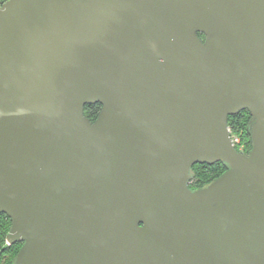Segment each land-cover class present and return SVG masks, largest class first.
<instances>
[{"label": "water", "instance_id": "95a60500", "mask_svg": "<svg viewBox=\"0 0 264 264\" xmlns=\"http://www.w3.org/2000/svg\"><path fill=\"white\" fill-rule=\"evenodd\" d=\"M0 215L13 264H264V0L5 2Z\"/></svg>", "mask_w": 264, "mask_h": 264}, {"label": "trees", "instance_id": "16d2710c", "mask_svg": "<svg viewBox=\"0 0 264 264\" xmlns=\"http://www.w3.org/2000/svg\"><path fill=\"white\" fill-rule=\"evenodd\" d=\"M101 111L100 105L86 106L85 115L91 121H95ZM251 123V115L248 111H243L237 115L229 117V129L232 137H239L246 147L244 153L247 154L252 149L251 135L249 125ZM227 170V167L222 163L215 165L193 167V179L190 187L197 189L211 183L215 179L221 177ZM12 221L6 215H0V264H13L14 260L20 251L22 244L8 246L6 238L11 229Z\"/></svg>", "mask_w": 264, "mask_h": 264}, {"label": "built area", "instance_id": "2783aa9c", "mask_svg": "<svg viewBox=\"0 0 264 264\" xmlns=\"http://www.w3.org/2000/svg\"><path fill=\"white\" fill-rule=\"evenodd\" d=\"M8 0H0V9L3 6V4L5 2H7ZM232 136V135H231ZM232 144L234 145V147L239 151L244 153L246 147L244 146V144L242 143L241 139L239 137H232Z\"/></svg>", "mask_w": 264, "mask_h": 264}, {"label": "flooded vegetation", "instance_id": "af4514ba", "mask_svg": "<svg viewBox=\"0 0 264 264\" xmlns=\"http://www.w3.org/2000/svg\"><path fill=\"white\" fill-rule=\"evenodd\" d=\"M201 166H206V165H201Z\"/></svg>", "mask_w": 264, "mask_h": 264}]
</instances>
